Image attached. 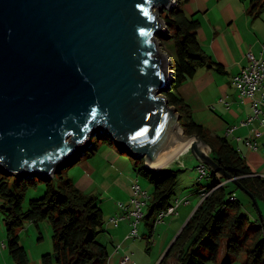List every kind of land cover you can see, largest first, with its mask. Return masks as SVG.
Returning a JSON list of instances; mask_svg holds the SVG:
<instances>
[{
	"label": "water",
	"instance_id": "water-1",
	"mask_svg": "<svg viewBox=\"0 0 264 264\" xmlns=\"http://www.w3.org/2000/svg\"><path fill=\"white\" fill-rule=\"evenodd\" d=\"M176 3L0 0V173L48 182L102 136L159 172L189 145L251 198L263 221L255 196L201 137L186 134L166 96L174 72L162 14Z\"/></svg>",
	"mask_w": 264,
	"mask_h": 264
},
{
	"label": "trees",
	"instance_id": "trees-1",
	"mask_svg": "<svg viewBox=\"0 0 264 264\" xmlns=\"http://www.w3.org/2000/svg\"><path fill=\"white\" fill-rule=\"evenodd\" d=\"M264 10V0H252L249 13L259 15ZM163 18L169 27L168 36L175 45L172 58L173 79L166 93L170 105L178 108L186 134L201 137L210 147V157L240 185L250 191L259 204L264 219V177L256 175L245 156L227 136L214 135L196 122L190 106L179 95V86L193 77L199 67L208 66L223 70L202 48L198 39L200 21L190 17L177 4L165 11ZM92 140L90 155L100 143ZM102 141H110L104 136ZM87 155V153H85ZM79 159L70 160L50 181L42 197L32 199L28 209L23 208L26 190L37 179H22L0 173V212L6 231L7 248L19 264H29V258L20 240V229L25 222L47 220L52 226L53 252L42 256V264H107V246L98 239L104 226L100 199L80 190L66 176L67 168ZM134 170L152 184L151 199L145 215L150 233L154 230L155 217L166 209L175 198L182 169L165 168L159 172L145 167L143 160H134ZM210 182L203 189L211 193L199 203L172 247L158 264H168L175 258L177 264H206L217 261L224 246V258L220 264H232L243 253L244 264H264V220L251 198L253 216L243 208L239 193H245L232 180L209 170ZM202 180L198 181V184ZM235 197V199H231ZM151 236V234H150Z\"/></svg>",
	"mask_w": 264,
	"mask_h": 264
},
{
	"label": "crops",
	"instance_id": "crops-1",
	"mask_svg": "<svg viewBox=\"0 0 264 264\" xmlns=\"http://www.w3.org/2000/svg\"><path fill=\"white\" fill-rule=\"evenodd\" d=\"M220 1L222 0H216L212 5H208L205 0L182 1V4L185 2L183 9L186 4L194 3L195 11L191 12V16L200 21L198 39L201 46L215 62L223 66V70L208 66L199 67L193 77L179 86L178 93L190 106L193 119L210 133L225 136L226 129L234 126L235 129L227 136L228 139L245 156L251 170L264 177V135L255 140L260 145L257 151L245 144V139L253 135L255 129L263 128L259 126L258 121L247 126L240 125L251 112V103L248 100L241 101L237 89L232 84L233 76L247 65L248 52L256 57H264V10L259 15H251L248 11L252 0H242L240 4H233L236 5L233 7V0H227L223 5ZM204 16L208 17L206 27L202 23ZM220 98L225 101L220 102ZM185 152L175 157L167 168L185 170L191 166L188 174L180 176L179 186L182 184L186 188L194 182V187L190 193L175 195L187 199L188 202L179 207L175 217L167 219L164 224H154L152 233L147 220L144 219L140 236L146 238L145 252L142 250V243L127 237L131 229L128 220L120 221L117 226L109 221L120 212L118 203L129 200L132 194L131 184L136 180L139 182L133 160H129L111 141L103 142L98 145L96 153L85 158L84 166H78L79 172L71 176L75 185L83 192L98 197L105 196L100 199L104 226L98 239L107 246V264H121V259L126 254L131 258L126 264L160 263L165 252L193 215L200 203V193L207 185L198 184L196 167L201 162L195 156V162L187 156L183 159ZM106 170H110L111 174L100 180L99 172ZM34 223L37 222L30 221L29 227ZM2 225L4 226L0 213V240L6 239ZM152 243L153 248L150 249ZM43 255L34 260L28 256L29 264H42ZM0 264L19 263L11 257L6 248L0 252Z\"/></svg>",
	"mask_w": 264,
	"mask_h": 264
},
{
	"label": "built area",
	"instance_id": "built-area-1",
	"mask_svg": "<svg viewBox=\"0 0 264 264\" xmlns=\"http://www.w3.org/2000/svg\"><path fill=\"white\" fill-rule=\"evenodd\" d=\"M248 63L232 78V84L238 91V96L241 101H249L251 103V112L241 121V126H247L254 121H258L259 126L263 129H255L253 135L245 139V144L252 150H259L260 145L255 141L256 138L264 135V57H256L251 52L247 53ZM224 102V98L219 99ZM235 127L226 129L225 136H228ZM210 148V147H209ZM210 168L200 163L196 167L198 181L203 180L209 176ZM132 194L127 202H119L120 212L110 218L115 226L120 221L128 220L131 229L127 235L128 238H139V224L144 220L151 195L150 192L145 190L136 180L131 184ZM211 190L205 189L200 193V202L203 201ZM235 199V197H231ZM185 198L175 197L172 203L164 210L156 214L155 224L165 223L167 219L173 218L178 214L179 207L183 203H187ZM119 247V246H117ZM7 248L6 239L0 240V252ZM131 260L128 254L124 255L121 259V264H126Z\"/></svg>",
	"mask_w": 264,
	"mask_h": 264
},
{
	"label": "rangeland",
	"instance_id": "rangeland-1",
	"mask_svg": "<svg viewBox=\"0 0 264 264\" xmlns=\"http://www.w3.org/2000/svg\"><path fill=\"white\" fill-rule=\"evenodd\" d=\"M182 1H184V0H177L176 5L180 4V3L182 4ZM215 1L216 0H205V2L208 5L215 4L216 3ZM226 1L227 0L220 1L221 2L220 4L223 5L226 3ZM241 2H242V0H233V3L231 2L232 7L236 6L233 4H236V3L240 4ZM183 4H185V2ZM201 4L204 5V2L201 1ZM184 9L187 12V14L190 15V17H191V12L195 11V5H194V3H188L185 5ZM197 15H199V13L196 14V16ZM162 17H163V14H162ZM207 18L208 17H206V16H204L202 18V23L204 24V27H206L208 25ZM160 40H161L163 51L168 53L172 58L175 57V45H174V42L168 36V34H167V36L161 38ZM94 139H95L94 141H98V138H94ZM99 141H100V143H103V142L106 143L107 142V141H103V140L101 141L100 139H99ZM89 150L86 152L87 155L84 154L83 156H79V159L76 160L74 163H72L67 168L66 176H68L69 178L72 179L71 176L76 175L79 172L80 167H78V166H84L85 158H87V157L89 158V156L93 155V154L90 155ZM96 152H97V150H95L94 153H96ZM124 154L127 156V158L129 160H133L127 153H124ZM186 156H187V158H191V160H193V162L196 161L193 153L190 150L186 151L183 154V159H186ZM173 166H175V165H173ZM189 169H191V166H188L187 169L182 170L180 172V176L185 175ZM110 174H111L110 170L101 171V172H99L98 178H100V180L101 179L103 180L105 177H107ZM210 180H211L210 177L204 178L202 180V185L210 182ZM139 182L146 190L151 192L152 184L150 183L149 179H147L143 176H139ZM193 184H194V182H192L191 184H188L186 186V188L181 184L176 189V195H178L179 193H190L192 187H194ZM45 190H46V181H41V180L37 179V181L34 184H29V186L26 190V193H25L23 208L28 209L29 202L32 199H38V198L42 197L45 193ZM99 197H100L99 199H104L103 197H105V196H99ZM239 197L243 203V208L245 209V211H247L249 214H251L253 216L254 209H253L252 204L249 202V199L247 198L246 193H239ZM260 206L264 210V202L263 201L260 202ZM143 221L144 220H142L141 223L139 224V234L140 235H141V230H142V226H143V223H142ZM2 222H3V217H2ZM29 222L30 221L25 222L24 225L20 229H18V232L21 235L20 236L21 243L24 246L29 258L34 260V259H37L38 256H40V255H43L46 253H52L54 246H53V239H52V226H51V224L47 220H40L37 223H34V225H32V227L30 228ZM3 224H4V222H3ZM161 224H164V223H161ZM1 228L6 235L5 227L2 225ZM22 228H24V229H22ZM135 240H137L139 243L143 244L141 246H142L143 252H145L146 238H142L140 236L139 238H135ZM151 248H153V243L150 245V249ZM224 251H225V249L223 246L221 251H220L218 260L217 261H209L206 264H220L224 258ZM244 261H245V255L243 253H241L240 255H238L236 257V259L234 260V262L232 264H244L245 263ZM168 264H177L176 259L171 258L169 260Z\"/></svg>",
	"mask_w": 264,
	"mask_h": 264
},
{
	"label": "bare ground",
	"instance_id": "bare-ground-1",
	"mask_svg": "<svg viewBox=\"0 0 264 264\" xmlns=\"http://www.w3.org/2000/svg\"><path fill=\"white\" fill-rule=\"evenodd\" d=\"M189 145H186L185 147H184V149H183V151L182 152H185V151H187V147H188ZM172 162V161H171ZM170 164V163H169ZM152 167H154V168H157V169H159L160 168V166H153L152 165Z\"/></svg>",
	"mask_w": 264,
	"mask_h": 264
}]
</instances>
